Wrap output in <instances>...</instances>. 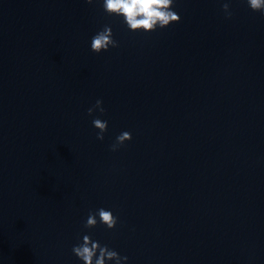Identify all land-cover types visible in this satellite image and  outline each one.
I'll use <instances>...</instances> for the list:
<instances>
[{
	"label": "clouds",
	"instance_id": "clouds-1",
	"mask_svg": "<svg viewBox=\"0 0 264 264\" xmlns=\"http://www.w3.org/2000/svg\"><path fill=\"white\" fill-rule=\"evenodd\" d=\"M92 4L93 0H86ZM174 0H103L102 8L107 15H115L123 18L128 29L137 32H152L158 27L165 28L172 23H178L180 16L173 10ZM251 10L259 11L264 14V0H247ZM226 18L233 15L230 9V2L222 5ZM118 42L113 39L111 26L105 25L104 28L93 36L91 40V51L100 53L107 51L110 47H118ZM95 111L104 114L103 101L97 99L95 105L90 107L87 112L92 116ZM93 126L99 130L97 139L103 140L104 133L107 131L108 123L99 118H94ZM132 139L130 132H123L116 138V143L111 146L112 151H116L119 146ZM99 222L108 229L115 228L117 217L109 210L99 208L95 212H90L85 228H93ZM72 252L83 264H106V261H115V264H122L127 261V257H121L116 251L109 249L107 245L101 246L99 242L93 241L89 235H84L82 243L73 246Z\"/></svg>",
	"mask_w": 264,
	"mask_h": 264
}]
</instances>
